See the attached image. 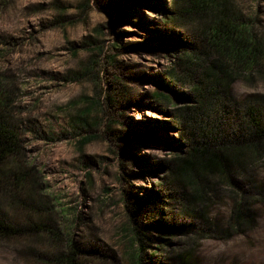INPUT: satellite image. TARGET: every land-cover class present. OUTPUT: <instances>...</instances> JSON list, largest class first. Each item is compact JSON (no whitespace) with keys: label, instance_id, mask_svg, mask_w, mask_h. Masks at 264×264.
Masks as SVG:
<instances>
[{"label":"rangeland","instance_id":"obj_1","mask_svg":"<svg viewBox=\"0 0 264 264\" xmlns=\"http://www.w3.org/2000/svg\"><path fill=\"white\" fill-rule=\"evenodd\" d=\"M174 1L0 0V75L38 184L32 201L106 264H138L137 254L140 264H175L187 253L191 264H264V200L255 196L246 234L204 236L167 184L169 162L189 150L178 113L195 105L168 79L194 38L192 26L170 18ZM233 1L264 34V0ZM232 95L264 99V79L240 78ZM215 117L231 135L235 118ZM258 181L264 186V165ZM7 192L4 223L29 222L6 205ZM232 204L225 196L209 219L225 226ZM0 264L33 260L26 245L0 239Z\"/></svg>","mask_w":264,"mask_h":264},{"label":"trees","instance_id":"obj_2","mask_svg":"<svg viewBox=\"0 0 264 264\" xmlns=\"http://www.w3.org/2000/svg\"><path fill=\"white\" fill-rule=\"evenodd\" d=\"M170 16L192 26L194 38L170 67L168 79L189 89L195 105L178 113L189 150L169 162L167 184L182 213L205 225L200 231L204 236L246 234L257 216L255 196L264 200V186L258 181L264 165V99L240 100L232 95V87L240 78L264 79V34L233 0H175ZM95 65L92 61L86 72ZM12 97L6 77L0 75V190H10L6 205L30 221L10 225L0 217V239L26 245L33 264H106L76 244L69 223L42 215L32 201L38 184L25 162ZM156 97L172 100L160 93ZM226 114L235 118L231 135L215 117ZM225 196L233 204L227 224L220 227L208 212ZM188 254L177 256L175 264H191ZM133 259L140 264L139 254Z\"/></svg>","mask_w":264,"mask_h":264}]
</instances>
